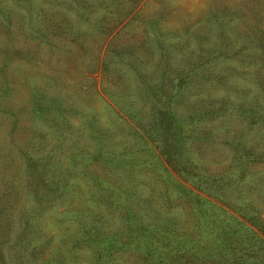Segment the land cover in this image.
<instances>
[{
    "label": "rangeland",
    "instance_id": "374dc122",
    "mask_svg": "<svg viewBox=\"0 0 264 264\" xmlns=\"http://www.w3.org/2000/svg\"><path fill=\"white\" fill-rule=\"evenodd\" d=\"M0 264H264V0H0Z\"/></svg>",
    "mask_w": 264,
    "mask_h": 264
},
{
    "label": "trees",
    "instance_id": "16d2710c",
    "mask_svg": "<svg viewBox=\"0 0 264 264\" xmlns=\"http://www.w3.org/2000/svg\"><path fill=\"white\" fill-rule=\"evenodd\" d=\"M186 181H187L188 183H190L189 180L186 179ZM198 191H200V190H198ZM202 201H203V200H202ZM202 203H204L205 206L201 204V207H202V208H205V210H209L210 212L213 211V208H217V207H216L215 205H213L211 202H209V201L207 202V200H204V202H202ZM220 211H222V209H220ZM224 213H225V212H224ZM233 219H234V221H237L236 218H233ZM237 223H239V225H243V224H242L241 222H239V221H237ZM249 234L252 236V235H253V232H250Z\"/></svg>",
    "mask_w": 264,
    "mask_h": 264
}]
</instances>
